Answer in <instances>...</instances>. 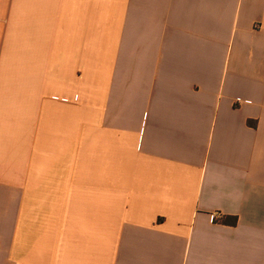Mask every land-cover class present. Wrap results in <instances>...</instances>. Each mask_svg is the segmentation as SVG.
<instances>
[{"label":"crops","instance_id":"0c3cea01","mask_svg":"<svg viewBox=\"0 0 264 264\" xmlns=\"http://www.w3.org/2000/svg\"><path fill=\"white\" fill-rule=\"evenodd\" d=\"M0 264H264V0H0Z\"/></svg>","mask_w":264,"mask_h":264},{"label":"trees","instance_id":"16d2710c","mask_svg":"<svg viewBox=\"0 0 264 264\" xmlns=\"http://www.w3.org/2000/svg\"><path fill=\"white\" fill-rule=\"evenodd\" d=\"M225 224H232V225H236L237 222H238V219L237 218H227L225 219Z\"/></svg>","mask_w":264,"mask_h":264},{"label":"built area","instance_id":"2783aa9c","mask_svg":"<svg viewBox=\"0 0 264 264\" xmlns=\"http://www.w3.org/2000/svg\"><path fill=\"white\" fill-rule=\"evenodd\" d=\"M242 101L241 100H238L237 103L240 104Z\"/></svg>","mask_w":264,"mask_h":264}]
</instances>
